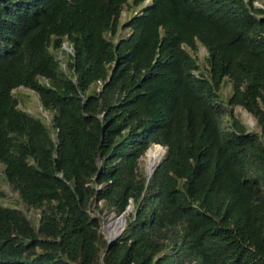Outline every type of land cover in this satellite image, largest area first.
<instances>
[{
  "label": "trees",
  "instance_id": "16d2710c",
  "mask_svg": "<svg viewBox=\"0 0 264 264\" xmlns=\"http://www.w3.org/2000/svg\"><path fill=\"white\" fill-rule=\"evenodd\" d=\"M143 1L0 0V163L39 210L0 202V264H264V0H149L114 40ZM100 200L125 214L108 246Z\"/></svg>",
  "mask_w": 264,
  "mask_h": 264
},
{
  "label": "rangeland",
  "instance_id": "374dc122",
  "mask_svg": "<svg viewBox=\"0 0 264 264\" xmlns=\"http://www.w3.org/2000/svg\"><path fill=\"white\" fill-rule=\"evenodd\" d=\"M148 1L149 0H144L141 4H137V5L126 4L122 7L120 15H119L118 32L114 35L113 37L114 40L117 39L121 35L127 34L128 29L122 28L121 24L125 21V19L128 16H130L132 13L137 12ZM62 47L64 48L65 51H70V48L66 46L65 44H63ZM189 52L195 56L199 64L200 70L205 71V68H206V62H205L206 49L205 47L201 44H198L197 48L194 51L189 50ZM59 56L60 58H63V54L61 55L59 54ZM11 92L17 100L18 107H20L21 109L25 111L30 112L31 114L35 116L42 118V120L45 122V124L47 125V127L49 128L53 136L54 131L52 129L51 122H50L51 112L41 107V103H40L37 92L34 89H31L23 85H19V86L12 88ZM220 92H221L222 97L224 98H226L227 95L231 92L230 83L227 80L222 83L220 87ZM232 110L234 114L237 117H239L248 126L249 129L260 131V127L257 124L255 117L249 111H247L244 107H242L241 105L235 104L232 106ZM224 119H225V116L222 117V120ZM161 146L162 145L158 146L156 144H153L147 153H145L144 151V153L138 157L137 163H138V168L140 171H142L143 173L148 172L149 169L147 170L148 168V164H147L148 156L147 155L155 147L165 149L164 146L162 147ZM162 155L160 157H162ZM0 190L3 192V194L0 196V202L2 204L20 208L25 213V215L28 218H30V220L34 224H37L38 217H39V210L37 208L27 206L26 204H24L21 201L18 193L10 188L9 183L4 177L1 163H0ZM97 204L100 209L95 210L94 208L96 207L92 206V209H93L92 211L100 215L101 224H100L99 230H100V233L103 239L107 241V237H108L107 225L111 221L117 219L118 215L115 214V212L111 208L106 206L102 200L98 201ZM128 209H132V207ZM123 224L124 222L118 228L116 233L120 231V229L123 227Z\"/></svg>",
  "mask_w": 264,
  "mask_h": 264
},
{
  "label": "bare ground",
  "instance_id": "6f19581e",
  "mask_svg": "<svg viewBox=\"0 0 264 264\" xmlns=\"http://www.w3.org/2000/svg\"><path fill=\"white\" fill-rule=\"evenodd\" d=\"M156 145L160 146L159 144H156ZM163 151H164V149L155 147L154 149H152L148 153V155H147L148 156V159H147L148 160L147 161L148 162L147 163L148 164V168H147V170L149 169L148 172L151 171L154 163L157 161L158 158H160V156L162 155ZM119 227H120V221H119L118 218L113 220V221H111L110 223H108V225H107L108 236H112L113 234H115Z\"/></svg>",
  "mask_w": 264,
  "mask_h": 264
},
{
  "label": "water",
  "instance_id": "95a60500",
  "mask_svg": "<svg viewBox=\"0 0 264 264\" xmlns=\"http://www.w3.org/2000/svg\"><path fill=\"white\" fill-rule=\"evenodd\" d=\"M157 144H159V143H157ZM160 145V144H159ZM165 150V149H164ZM150 174V171L148 172V175ZM132 207V203H130V204H128L127 205V208H131ZM117 218L119 219V221H120V226H121V224L124 222V220H125V214H124V212H121V213H119L118 214V216H117ZM117 235V233H115V234H113L112 236H108L107 237V246H108V243H109V241L112 239V238H114L115 236ZM106 246V247H107Z\"/></svg>",
  "mask_w": 264,
  "mask_h": 264
}]
</instances>
